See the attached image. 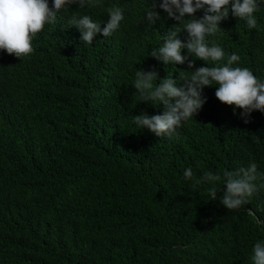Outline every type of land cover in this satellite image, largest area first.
Wrapping results in <instances>:
<instances>
[{
	"label": "trees",
	"instance_id": "16d2710c",
	"mask_svg": "<svg viewBox=\"0 0 264 264\" xmlns=\"http://www.w3.org/2000/svg\"><path fill=\"white\" fill-rule=\"evenodd\" d=\"M147 3L81 10L105 22L108 8L124 10L120 30L92 45L61 16L30 55L0 51V264H251L264 239V190L230 211L219 200L224 185L212 200L211 186L186 183L183 170L222 175L253 161L264 170V113L245 124L213 86L179 140L138 129L134 116L165 109L140 101L136 69L160 79L193 70L148 55L179 22L157 9L161 20L148 27ZM256 15L249 30L230 14L217 42L264 79V8Z\"/></svg>",
	"mask_w": 264,
	"mask_h": 264
},
{
	"label": "clouds",
	"instance_id": "9594fccd",
	"mask_svg": "<svg viewBox=\"0 0 264 264\" xmlns=\"http://www.w3.org/2000/svg\"><path fill=\"white\" fill-rule=\"evenodd\" d=\"M73 5L79 11H72ZM103 7L104 0H0V51L19 58L30 55L33 40L46 25L55 24L61 16H67L68 27L79 31L84 46L92 45L98 34L111 37L125 20L121 7L108 8L106 22L81 11ZM262 8L264 0H151L150 5L148 0L141 17L148 27L161 20L157 9L179 22L148 55L166 67L187 64L188 69L193 70L179 71L177 79L169 75L160 79L155 70L136 69L132 87L137 90L140 101L163 105L165 110L163 114L154 115L142 111L134 116L135 126L168 141L179 140V130L196 120L207 102L204 89L213 86L220 102L234 106V114L235 109L243 110L238 115L245 124L250 123L254 111L264 113V79L249 68L239 66L240 56L236 52L227 55L217 42L224 32L220 25L230 14L252 30L258 27L256 14ZM197 12H202V16L197 17ZM182 31L188 34L186 40L180 38ZM196 60L207 66L196 67ZM183 179L194 185H210L208 198L212 200L217 199L220 190L217 184L224 185L219 200L230 211L241 209L257 192L264 190V170L255 161L224 171L222 175L206 171L197 177L192 168L187 167L183 170ZM250 260L251 264H264V239L254 244Z\"/></svg>",
	"mask_w": 264,
	"mask_h": 264
}]
</instances>
